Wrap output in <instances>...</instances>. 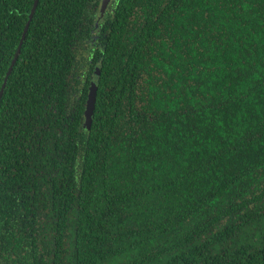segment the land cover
Listing matches in <instances>:
<instances>
[{"label":"trees","instance_id":"trees-1","mask_svg":"<svg viewBox=\"0 0 264 264\" xmlns=\"http://www.w3.org/2000/svg\"><path fill=\"white\" fill-rule=\"evenodd\" d=\"M34 2L0 0V264H264V0Z\"/></svg>","mask_w":264,"mask_h":264},{"label":"water","instance_id":"water-1","mask_svg":"<svg viewBox=\"0 0 264 264\" xmlns=\"http://www.w3.org/2000/svg\"><path fill=\"white\" fill-rule=\"evenodd\" d=\"M39 1L40 0H35V2H34V6H33L32 12H31L30 17H29L30 21H32L34 15H35L36 9L39 5ZM112 1L113 0H102L101 10H100L102 16L105 15V13L107 12ZM29 27H30V25L27 24V26L25 28V33H28ZM25 39H26V36H23L20 47H22V44L25 41ZM15 64H16V60L13 61L12 65L9 69V72L6 76L5 82L2 86V89L0 92V103H1L2 97L4 95V91H5L6 85L8 83V79H9L10 75L12 74V71H13ZM100 75H101V72H100L99 68H97L94 71V76H93L91 83H90L89 95H88V100H87V107H86V111H85V119L87 122H90L93 119V116L95 113V104L97 101V92H98V88H99Z\"/></svg>","mask_w":264,"mask_h":264}]
</instances>
